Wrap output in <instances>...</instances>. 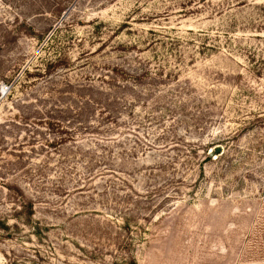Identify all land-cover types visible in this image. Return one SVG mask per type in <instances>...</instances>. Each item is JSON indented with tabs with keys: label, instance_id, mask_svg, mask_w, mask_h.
<instances>
[{
	"label": "rangeland",
	"instance_id": "374dc122",
	"mask_svg": "<svg viewBox=\"0 0 264 264\" xmlns=\"http://www.w3.org/2000/svg\"><path fill=\"white\" fill-rule=\"evenodd\" d=\"M0 264H264V0H0Z\"/></svg>",
	"mask_w": 264,
	"mask_h": 264
},
{
	"label": "water",
	"instance_id": "95a60500",
	"mask_svg": "<svg viewBox=\"0 0 264 264\" xmlns=\"http://www.w3.org/2000/svg\"><path fill=\"white\" fill-rule=\"evenodd\" d=\"M216 150H217V151H220V148L218 147Z\"/></svg>",
	"mask_w": 264,
	"mask_h": 264
}]
</instances>
